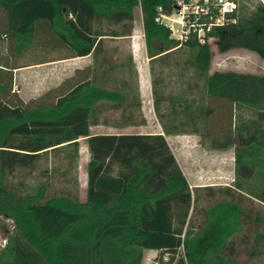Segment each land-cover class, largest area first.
<instances>
[{"label":"trees","instance_id":"16d2710c","mask_svg":"<svg viewBox=\"0 0 264 264\" xmlns=\"http://www.w3.org/2000/svg\"><path fill=\"white\" fill-rule=\"evenodd\" d=\"M176 1L0 0V47L13 56L48 37L67 58H94L106 40L133 35L139 9L163 134L203 138L214 133L211 114L222 111L228 126L224 121L219 132L229 144L232 133L236 144L234 182L190 188L161 134L90 133L145 124L138 91L125 76L119 87L115 62L95 58L23 101L12 88L13 64L3 57L0 215L13 221L14 232L0 264H141L145 250L156 251L158 264H264V75L210 73L208 43L191 35L180 44L157 21L158 9L169 14ZM207 37L221 52L244 49L264 61V0L238 1L235 22ZM80 139L89 153L84 201ZM253 176L259 186L248 183Z\"/></svg>","mask_w":264,"mask_h":264},{"label":"crops","instance_id":"0c3cea01","mask_svg":"<svg viewBox=\"0 0 264 264\" xmlns=\"http://www.w3.org/2000/svg\"><path fill=\"white\" fill-rule=\"evenodd\" d=\"M67 57L68 56L64 55V52H59L58 55L53 54L45 58L44 60L38 62L13 65L14 67L12 71L13 91L17 93V95L22 99L15 86L17 81V74L20 72H28L33 69L41 70L40 71L41 74L39 75L38 78V81L41 82L42 84L40 85L44 87V91L41 90V93L39 94L41 95L48 89L53 88L58 84H60L65 78L72 76L75 71L93 66V62L95 58L97 62L99 61L115 62L118 65V68L113 72L114 73L113 75H115L118 78L119 87L121 85L120 81L123 79V76H125L124 78L128 77V79L131 80L129 82V86L132 88L134 94L135 91H138L140 104H141V108H140L141 116L145 120V124L141 126L127 127L120 129L112 128L115 130L114 132L102 133V134L101 133L92 134L91 129L95 128L92 127L90 128V133L92 135L161 134L165 137V140L190 188L205 187V186H230L234 182V180L236 179V173H235L236 144L234 143V139H233L234 136L232 133L227 134V136L230 135L231 140L233 141L231 144H229L228 142H224L222 139V135L216 134L215 138L213 139L214 155H215L214 166L215 169L217 170V172H214V177H212L213 175L211 174L208 175L207 173L201 172V174L197 176L198 179L196 182L190 183L188 181L187 173L185 171V167H187L188 165L187 163H190L193 161V159H195L194 156L192 155L193 153L202 152V149L204 151V148L200 143V136L190 135V134L165 136L159 124H157L159 130H156L155 125L154 126L152 125L153 122H157V119L153 108V96H152L151 76L149 69V59L146 56L144 39L143 42H141V40L137 38L135 34V30L133 32V35L130 37L118 38L115 40H106L103 43V48L99 53H97V55L94 58L92 57V55H88L84 57H75V58H67ZM63 67H65L66 69L60 70V68ZM108 86L109 88H112V86L111 87L110 85ZM111 114L112 116H116V117L118 116L117 112ZM225 115L226 116L229 115L228 110L225 112ZM134 116L135 118H137L139 115H137V112H135ZM232 117L233 118L231 125L233 128V122H234L233 111H232ZM129 129H134L135 131L131 132L129 131ZM170 138H173L175 140V145L178 146V151L181 152V150H183L185 152V149L187 150L186 155L180 156L179 154H177V152L175 151V145L170 141ZM81 141L84 140L80 139L79 144ZM85 145L86 143L84 144V150H85ZM237 146L239 147L238 144ZM79 153H80V149H79ZM88 158H89V153H88ZM183 163H186V165H184ZM224 167L225 168L227 167L228 172L223 173L222 169ZM261 170L262 171L264 170V161H262ZM248 183L253 184L255 186H259L262 182L259 181L258 177L256 178L255 176H253V178L250 181L248 180ZM253 201L255 203H259L258 200L256 199H253Z\"/></svg>","mask_w":264,"mask_h":264},{"label":"rangeland","instance_id":"374dc122","mask_svg":"<svg viewBox=\"0 0 264 264\" xmlns=\"http://www.w3.org/2000/svg\"><path fill=\"white\" fill-rule=\"evenodd\" d=\"M240 1V0H237ZM134 30L137 38L143 42V30H142V23H141V14L140 10L136 9L134 12ZM47 37V35L45 36ZM48 38V37H47ZM44 40L43 46L40 44L33 48H29L25 50L21 54H15L11 55L8 53L7 50L0 47V60L3 57L5 59H8L9 64L12 63L13 65H20L24 63H31V62H38L41 60H44L45 58L57 54L61 52V50H53L50 47L49 41ZM49 39V38H48ZM43 42V41H40ZM209 48L211 51V65H210V73L221 71V72H237L242 74H256V75H264V61L259 59L254 53H251L244 49H234L227 52H221L218 49L217 41L215 39H210L209 42ZM29 52V53H27ZM10 57H12L10 59ZM66 67V66H65ZM65 67L60 68V70L66 69ZM40 69H33L28 72H20L17 74V81H16V89L19 92V95L22 97L24 101H28L31 98L37 97L41 90L44 91V87L41 86V82L38 81L40 73ZM41 84V85H40ZM209 105L211 108H215V110L218 107V103L214 101H209ZM222 112L219 110H216L211 114L209 117V126L214 131V133L210 134L208 131L207 133H204V137H200V143L202 147L204 148V151L202 149V152L193 153L195 159H193L192 162L187 163V167H185V171L187 173V179L190 183H194L198 179V175L203 173H207L208 175L211 174L214 177V172H217L214 166V144L213 139L215 138L216 134L222 135L221 127L220 126L223 123V126L225 125V128H227V123L222 118ZM225 121V124H224ZM157 122H153L152 125L156 127V130H159V127L157 126ZM201 126H204V124L201 123ZM208 126V125H207ZM213 126V128H212ZM204 128V127H203ZM92 134L97 133H111L115 130L112 128L104 127V126H98L95 128H92ZM129 131L134 132V129H129ZM219 132V133H218ZM170 141L175 145V140L173 138H170ZM84 141L80 142V153H79V166H78V181H79V198L80 201H84L85 199V186H86V165L88 162V152L87 147L85 145L84 150ZM175 151L180 156H184L187 153V150L185 149V152L183 150L178 151V146L175 145ZM186 165V163H183ZM225 164V162H224ZM216 170V171H215ZM223 173L228 172L227 167L223 168ZM209 180V179H208ZM155 251L153 250H145L143 252L142 262L141 264H147L149 263L148 259L153 257Z\"/></svg>","mask_w":264,"mask_h":264},{"label":"built area","instance_id":"2783aa9c","mask_svg":"<svg viewBox=\"0 0 264 264\" xmlns=\"http://www.w3.org/2000/svg\"><path fill=\"white\" fill-rule=\"evenodd\" d=\"M238 10L237 0H177L171 13H163L158 9L157 21L167 28L170 38L180 44L194 35L200 44L208 43L207 35L218 27H224L235 22ZM14 232L13 221L0 215V250L4 249L8 237ZM155 251L147 264H158ZM165 255L163 260L166 261Z\"/></svg>","mask_w":264,"mask_h":264}]
</instances>
